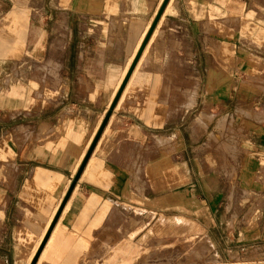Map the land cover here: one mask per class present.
<instances>
[{
  "label": "crops",
  "instance_id": "crops-1",
  "mask_svg": "<svg viewBox=\"0 0 264 264\" xmlns=\"http://www.w3.org/2000/svg\"><path fill=\"white\" fill-rule=\"evenodd\" d=\"M72 1L52 13L35 0H0V140L10 146L0 159V264H32L36 256L34 264H131L132 220L147 221L148 201L150 211H163L164 140L165 156L178 158L180 112L182 120L207 94L201 66L209 70L217 1L169 0L150 34L163 0ZM261 127L241 141L249 148L241 164L250 167L243 183L258 193L242 200L250 210L234 217L230 209L221 217L234 226L223 229L209 196L191 206L206 228L212 264H264ZM198 177L188 183L192 197L198 187L212 189V174Z\"/></svg>",
  "mask_w": 264,
  "mask_h": 264
},
{
  "label": "rangeland",
  "instance_id": "rangeland-1",
  "mask_svg": "<svg viewBox=\"0 0 264 264\" xmlns=\"http://www.w3.org/2000/svg\"><path fill=\"white\" fill-rule=\"evenodd\" d=\"M213 1L220 8L212 6L211 11L209 70L201 66L207 75L201 90L207 94L200 95L196 109L182 120L180 112L178 158L165 156L170 154V148H166L164 140L163 211H150L153 203L148 201L147 221L132 220L131 242L137 250L131 264H212L208 258L211 244L203 238L206 228L198 209L192 213L191 208L198 206L204 195L209 196L214 201L211 209L215 225L231 229L234 223L221 216L230 209L236 213L234 217L242 216L243 211L250 210L242 206V200L258 195L251 189L252 182L243 183L250 167L241 164L240 152L248 148L241 146L248 130L264 127V0ZM72 3L35 0V7L45 5L54 13ZM42 69V65L33 68L36 72ZM7 149L10 150L7 138L0 140V159L5 158L1 152ZM202 172L212 174L208 185L212 189L206 192L198 187L196 197H192L187 191L188 183L199 179ZM220 174L227 179L226 185L215 182ZM147 183L148 196L153 198L158 193L153 176L148 175ZM225 199L233 205L220 206L219 201Z\"/></svg>",
  "mask_w": 264,
  "mask_h": 264
},
{
  "label": "water",
  "instance_id": "water-1",
  "mask_svg": "<svg viewBox=\"0 0 264 264\" xmlns=\"http://www.w3.org/2000/svg\"><path fill=\"white\" fill-rule=\"evenodd\" d=\"M168 1H169V0H163L162 5H161L160 9L158 10L157 16H156L155 20L153 21V24H152V26H151V28H150V30H149V34L151 33L153 27L155 26V24H156V22H157L159 16L161 15V13H162V11H163L165 5L168 3ZM149 34H148V35H149ZM147 37H148V36H147ZM146 39H147V38H146ZM127 77H128V76H126V78H125V80H124V82H123L122 85H124V83H125ZM122 87H123V86H121V88H120V90H119V92H118V94H117V96H116L114 102L112 103V105H111V107H110V109H109L107 115L105 116V118H104V120L102 121V123H101V125H100V127H99V129H98V131H97V133H96V135L94 136V138H93V140H92V143L90 144V146H89V148H88V150H87V152H86V154H85V156H84V158H83V160H82V162H81V164H80V167H79V169H78V171H77L76 177H75V179L73 180V182L71 183L69 189L67 190V193H66V195H65V197H64V200H63V202H62V204H61V206H60V208H59V210H58V212H57L56 217H55L54 220H53V224H54V222H55V220H56L58 214L60 213V211H61V209H62V207H63V205H64L66 199H67L68 196L70 195V193H71V191H72V189H73V187H74V184H75L76 179L78 178V176H79V174L81 173L82 169L84 168L86 162L88 161V159H89V157H90V155H91V153H92V151H93V149H94V147H95V145H96V143H97V141H98V139H99V137H100V134H101L102 130L104 129V126H105V124H106V122H107V120H108V117H109V115H110V112H111V110H112L114 104L116 103V100L118 99V96H119V94H120V91H121ZM53 224H52V225H53ZM47 235H48V234H47ZM46 237H47V236H46ZM46 239H47V238H45L44 241H46ZM43 243H44V242H43ZM42 245H43V244H42ZM37 255H38V254H37ZM36 259H37V256H36L35 259L33 260L32 264L35 263Z\"/></svg>",
  "mask_w": 264,
  "mask_h": 264
}]
</instances>
